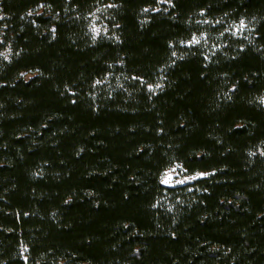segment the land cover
<instances>
[{
  "label": "trees",
  "instance_id": "16d2710c",
  "mask_svg": "<svg viewBox=\"0 0 264 264\" xmlns=\"http://www.w3.org/2000/svg\"><path fill=\"white\" fill-rule=\"evenodd\" d=\"M263 100L264 0H0V264H264Z\"/></svg>",
  "mask_w": 264,
  "mask_h": 264
},
{
  "label": "rangeland",
  "instance_id": "374dc122",
  "mask_svg": "<svg viewBox=\"0 0 264 264\" xmlns=\"http://www.w3.org/2000/svg\"><path fill=\"white\" fill-rule=\"evenodd\" d=\"M94 32L98 33L99 28L95 27ZM29 77H31V75L27 74L26 78H29ZM263 102H264V100H263ZM197 174L187 175L180 165H174L162 173L161 182L167 186H175L178 184L190 182L193 179L200 177ZM164 181H167V183H165Z\"/></svg>",
  "mask_w": 264,
  "mask_h": 264
},
{
  "label": "snow or ice",
  "instance_id": "6c2138e0",
  "mask_svg": "<svg viewBox=\"0 0 264 264\" xmlns=\"http://www.w3.org/2000/svg\"><path fill=\"white\" fill-rule=\"evenodd\" d=\"M197 175L204 176V175H206V173H198ZM164 182L167 183V181H164Z\"/></svg>",
  "mask_w": 264,
  "mask_h": 264
}]
</instances>
